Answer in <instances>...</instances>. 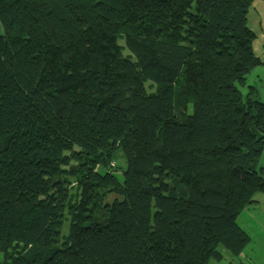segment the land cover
<instances>
[{"label": "trees", "instance_id": "16d2710c", "mask_svg": "<svg viewBox=\"0 0 264 264\" xmlns=\"http://www.w3.org/2000/svg\"><path fill=\"white\" fill-rule=\"evenodd\" d=\"M252 3L0 0L3 264L244 251L237 219L264 193Z\"/></svg>", "mask_w": 264, "mask_h": 264}, {"label": "rangeland", "instance_id": "374dc122", "mask_svg": "<svg viewBox=\"0 0 264 264\" xmlns=\"http://www.w3.org/2000/svg\"><path fill=\"white\" fill-rule=\"evenodd\" d=\"M248 24L255 31L256 37L253 41V50L258 58V64L250 70L247 75V86H254L256 89L257 99L264 103V0H253L252 6L250 7L248 13ZM0 34H3V27L0 23ZM119 44L123 46L122 53L124 55H129L134 58L133 54L124 45L122 38L118 40ZM148 83H146L147 85ZM247 86L242 88V92L245 95L247 93ZM118 165H120L119 170L116 172L117 177L123 180L122 170L126 167V161L123 153L119 151L117 153ZM115 164L112 163L113 167ZM260 166L263 167L264 175V151L262 158L260 160ZM113 195L110 196V200ZM95 199V195H94ZM255 200L257 201L253 205L248 206L237 219L238 224L247 232L251 237V241L245 248V253L248 254V260L253 264H264V193L257 192L255 194ZM93 209L90 214H93ZM91 219V217H90ZM88 219V220H90ZM68 221L63 224V234L67 233ZM224 254V259L233 257L232 254L224 249L220 248ZM5 253L0 252V264H3ZM212 263H216L212 260Z\"/></svg>", "mask_w": 264, "mask_h": 264}, {"label": "crops", "instance_id": "0c3cea01", "mask_svg": "<svg viewBox=\"0 0 264 264\" xmlns=\"http://www.w3.org/2000/svg\"><path fill=\"white\" fill-rule=\"evenodd\" d=\"M251 28V27H250ZM252 29V28H251ZM253 30V29H252ZM255 32V31H254ZM256 34V33H255ZM264 46V44H263ZM245 250V249H244ZM233 256V255H232ZM248 254L245 253V251H243L240 255L238 256H233V257H229L228 260L224 259V254H223V259L220 261L214 260L215 262H217V264H253L252 262H250L248 259ZM209 264H216V263H212V261L209 262Z\"/></svg>", "mask_w": 264, "mask_h": 264}]
</instances>
